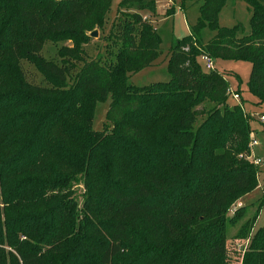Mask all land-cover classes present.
Returning a JSON list of instances; mask_svg holds the SVG:
<instances>
[{"label":"trees","instance_id":"1","mask_svg":"<svg viewBox=\"0 0 264 264\" xmlns=\"http://www.w3.org/2000/svg\"><path fill=\"white\" fill-rule=\"evenodd\" d=\"M189 1L202 2L201 14L171 47L170 81L138 88L131 75L161 55L143 15L157 16V0H124L108 56L95 59L85 46L113 0H0V264H235L227 226L243 211L227 215L258 187L252 121L228 104L227 74L199 59L250 63L248 91L264 105V0H243L244 36L219 25L228 0ZM49 42L62 45L58 60L42 55ZM23 62L46 86L28 82ZM108 99L111 127L97 131ZM237 264H264V228Z\"/></svg>","mask_w":264,"mask_h":264},{"label":"rangeland","instance_id":"2","mask_svg":"<svg viewBox=\"0 0 264 264\" xmlns=\"http://www.w3.org/2000/svg\"><path fill=\"white\" fill-rule=\"evenodd\" d=\"M123 1L124 0H113L112 6L105 19L104 30H97L98 36L92 38L90 44L85 46L88 59H95L99 56L105 58L108 56L107 46L113 44H110L107 39L105 41V38L109 35L114 22L120 16L118 10ZM157 2V16L151 17L149 15L147 19L153 23L161 37V55L154 66L131 75L129 83L138 88L170 81L171 76L168 69V56L171 47L178 40L189 35L190 27L197 23L201 14L202 2L195 3L189 0H171L170 5H168V0H157ZM173 11H175L174 15L167 16V12ZM145 13L147 14V12ZM251 18L252 10L245 1L228 0L219 14V25L222 28H234L239 26V36H244L251 32ZM213 36L214 32L209 29L203 31L204 42H208ZM68 45L70 44L68 43ZM60 46L62 45L49 42L44 47L42 55L48 60H58L57 51ZM199 63L206 71L204 61L201 58L199 59ZM214 64L219 72L227 74L226 77L230 82L232 91L240 94L239 100L230 97L228 104L230 106L235 104L241 105L244 112L250 116L253 129L250 134V140L252 136H255L260 143L259 146L253 149L251 159L253 160L254 157H257L262 160V164L256 166L258 171V187L250 194L243 196L235 202L242 205L241 210L243 213L235 223H228L227 226L226 248L232 261L237 264L238 260L243 263V259L250 250L251 242L256 231L260 228H264V132L260 124L262 113H264V105L259 104L257 98L248 91L247 83L251 72L250 63L244 61L217 60ZM22 67L29 83L46 86L43 76L37 71L34 65L29 62H23ZM109 105L110 99L97 104L93 121V128L95 130L102 131L105 125H107L108 128L111 127L107 121ZM204 106H206L205 108L208 110L212 105L205 103ZM203 119V117L199 119L195 128L199 126ZM73 190L79 207H81L85 193L82 178H79L78 181L74 183ZM259 208L261 209L258 215L257 212ZM234 215L235 214L228 213L227 218L230 219ZM254 219L255 222L253 223Z\"/></svg>","mask_w":264,"mask_h":264},{"label":"built area","instance_id":"3","mask_svg":"<svg viewBox=\"0 0 264 264\" xmlns=\"http://www.w3.org/2000/svg\"><path fill=\"white\" fill-rule=\"evenodd\" d=\"M200 58L204 61L205 68H206L207 71H212V70L215 69V64H214V61L212 60L211 57H209L208 55H202ZM228 95L233 97L235 100H239L240 99V96L237 93H235L234 91H232L231 88L228 90ZM260 120L263 122L264 121V116H261ZM258 145H260V143L257 141L255 136H252V138L250 140V145H249L250 149H251V153H253V149L255 147H257ZM249 161H252V163H254L256 166H259V165L262 164V160L260 158H257V157H254V159L252 160L251 156H250L249 157ZM240 208H242V205L240 203H236L235 205H233L231 207V209L229 210V213L235 214Z\"/></svg>","mask_w":264,"mask_h":264},{"label":"water","instance_id":"4","mask_svg":"<svg viewBox=\"0 0 264 264\" xmlns=\"http://www.w3.org/2000/svg\"><path fill=\"white\" fill-rule=\"evenodd\" d=\"M90 36H91L92 38L97 37V36H98V31L96 30V31L92 32V33L90 34Z\"/></svg>","mask_w":264,"mask_h":264},{"label":"crops","instance_id":"5","mask_svg":"<svg viewBox=\"0 0 264 264\" xmlns=\"http://www.w3.org/2000/svg\"><path fill=\"white\" fill-rule=\"evenodd\" d=\"M169 2H168V5H170L171 4V0H168ZM157 7H158V2H157ZM144 16H145V18L147 19L148 17H149V14L147 13H145V14H143ZM259 146V145H258Z\"/></svg>","mask_w":264,"mask_h":264}]
</instances>
